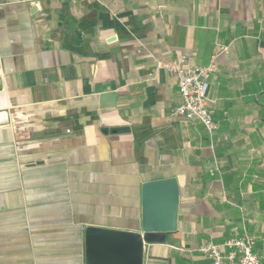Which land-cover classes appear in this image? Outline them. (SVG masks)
Wrapping results in <instances>:
<instances>
[{
	"label": "crops",
	"instance_id": "0c3cea01",
	"mask_svg": "<svg viewBox=\"0 0 264 264\" xmlns=\"http://www.w3.org/2000/svg\"><path fill=\"white\" fill-rule=\"evenodd\" d=\"M159 60L217 63L213 133L173 115ZM0 83V264H86V229L143 233L167 180L175 226L143 264L245 234L264 264V0H0Z\"/></svg>",
	"mask_w": 264,
	"mask_h": 264
},
{
	"label": "water",
	"instance_id": "95a60500",
	"mask_svg": "<svg viewBox=\"0 0 264 264\" xmlns=\"http://www.w3.org/2000/svg\"><path fill=\"white\" fill-rule=\"evenodd\" d=\"M2 85L0 83V90ZM8 125L6 112H0V127ZM164 201L168 219L154 218L157 201ZM144 231L137 233L103 227H88L85 232L86 264H143L144 244L166 241L167 231L175 226L177 188L175 181L148 183L144 187Z\"/></svg>",
	"mask_w": 264,
	"mask_h": 264
},
{
	"label": "built area",
	"instance_id": "2783aa9c",
	"mask_svg": "<svg viewBox=\"0 0 264 264\" xmlns=\"http://www.w3.org/2000/svg\"><path fill=\"white\" fill-rule=\"evenodd\" d=\"M157 66L172 71L178 79L180 100L173 107V115L200 121L213 133L218 128V122L214 118L208 89L212 74L218 70L217 63L212 61L205 66H183L159 60ZM254 243V237L245 234L220 244L204 243L198 251L209 259L210 264H263L253 251Z\"/></svg>",
	"mask_w": 264,
	"mask_h": 264
},
{
	"label": "bare ground",
	"instance_id": "6f19581e",
	"mask_svg": "<svg viewBox=\"0 0 264 264\" xmlns=\"http://www.w3.org/2000/svg\"><path fill=\"white\" fill-rule=\"evenodd\" d=\"M0 104H1V100H0Z\"/></svg>",
	"mask_w": 264,
	"mask_h": 264
}]
</instances>
